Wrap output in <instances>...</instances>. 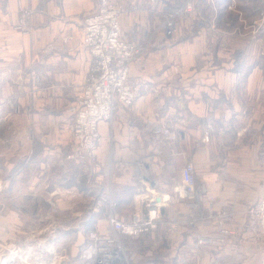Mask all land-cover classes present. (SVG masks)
Returning a JSON list of instances; mask_svg holds the SVG:
<instances>
[{"label": "crops", "instance_id": "crops-1", "mask_svg": "<svg viewBox=\"0 0 264 264\" xmlns=\"http://www.w3.org/2000/svg\"><path fill=\"white\" fill-rule=\"evenodd\" d=\"M116 1L129 7L122 20L125 38L147 40L149 50L130 73L135 104L130 110L119 108L112 124L101 123L98 148L86 171L63 165L70 150L62 147L64 130L51 136L49 147L41 132L11 133L6 126L61 122V110L88 73L91 60L79 31L85 17L99 9V0H0V259L7 248L20 247L27 260L19 264H77L87 233L108 230L110 203L118 219L129 220L140 189L171 193L186 163L196 166L201 155L210 161L202 142L207 132L212 140L218 126L233 123L242 124L238 138L254 139L257 131L264 137V0H195V10L178 20L181 34H189L176 38L158 30L163 3ZM182 3L176 0L173 6ZM21 9L35 12L24 27ZM66 35L72 41L63 50L43 51ZM17 89L31 94L29 101H21L29 115L12 112L8 99ZM155 124L171 126L177 139L169 143L155 135ZM234 148L243 159L259 150L249 144ZM214 178L204 184L207 196L221 181ZM174 204L164 216L177 220L176 230L160 227L138 239L124 238L133 264H210L217 256L223 264H264V236L258 229L254 233L248 216L237 218L247 228L237 254L227 248L209 251L197 246V236L216 232L222 203H212L215 217L199 228L187 225L190 203L175 199ZM54 219L48 227L46 222ZM32 234L43 240L32 244ZM74 240V249L69 248Z\"/></svg>", "mask_w": 264, "mask_h": 264}, {"label": "built area", "instance_id": "built-area-1", "mask_svg": "<svg viewBox=\"0 0 264 264\" xmlns=\"http://www.w3.org/2000/svg\"><path fill=\"white\" fill-rule=\"evenodd\" d=\"M183 3L174 7L176 0H151L152 3L164 4L163 21L158 30L168 34L174 27V20L179 16L195 10V0H182ZM127 14L125 6L114 7L108 0H101L96 15L87 20L84 27V38L87 52L92 59L90 75L87 80L88 89L85 99L80 98L78 107L86 106V110L75 119L74 137L80 149L75 160L83 159V155L92 158L98 146V125L113 123L118 105L130 110L135 104L136 94L129 81L132 66L140 63L149 50V42L130 45L128 40L122 39V20ZM71 36L64 37L63 43L71 40ZM135 63V64H134ZM84 103H81L82 101ZM152 131L172 143L177 134L168 124H155ZM209 135L205 134L202 142H207ZM197 168L193 162H188L181 170L180 179L174 184L172 192H164L149 186L140 189L135 196L134 212L129 220L118 219L114 213V205L109 204L107 217L108 230L105 232L91 231L79 249V264H133L131 254L124 243V238L138 239L144 235L167 227L170 230L178 228L176 219H167L164 210L172 208L174 200L190 203L195 209H201V204H212L213 196L205 195L201 198L196 185ZM109 199V198H107ZM194 211L186 220L190 228H196L197 223H204L212 218L211 211ZM250 217L258 221L259 231L264 236V198L250 210ZM221 220L216 235H198V247H216L221 252L227 248L233 254L239 252V245L224 227ZM27 260L23 257L20 247L9 248L0 260V264H18ZM212 264H223L220 258Z\"/></svg>", "mask_w": 264, "mask_h": 264}, {"label": "rangeland", "instance_id": "rangeland-1", "mask_svg": "<svg viewBox=\"0 0 264 264\" xmlns=\"http://www.w3.org/2000/svg\"><path fill=\"white\" fill-rule=\"evenodd\" d=\"M114 7L121 8L122 6H125L127 9V14L129 12V7L126 6L124 3H120L119 1L116 0H108ZM101 2V0H99ZM151 2V0H150ZM152 3V2H151ZM160 4V3H159ZM100 6V3H99ZM99 10V9H98ZM98 10L94 13H91L87 15L84 19V24L83 27L80 29V45L84 49V51L88 54L90 57V66L88 69L87 76L84 79L83 84L79 87V90L75 96V98L69 102V104L61 110V113L63 115V118L61 119L60 123H47V124H20V123H13L10 125L11 128L8 127L9 125L6 126V130L11 133L17 132L20 133L21 131H26L29 133V131L33 133H38L41 132V135H44L46 137V143L47 146L50 147L51 144L54 142L51 140V136H54L55 134H60L62 130H64L66 134L65 140H63L64 145H62L63 148L67 149L70 148V150L64 155V159L62 160L63 165H70L72 166H80L81 169L83 168L84 170L87 171L88 166V156L86 154L83 155V159L79 160L80 162H77L75 160V155L77 151L80 149L78 143L75 140L74 137V127H75V119H77L78 115L81 114L86 110V106H83L81 108L78 107V103L80 101V98L85 99V94L87 91V80L90 75L91 71V66H92V59L90 54L87 52V46L84 38V27L86 26V22L88 19H90L92 16L96 15ZM126 14V15H127ZM125 15V16H126ZM35 16V12L32 11L31 9H21L20 10V17H19V24L21 27H24L28 24L29 21ZM179 16L174 20V27L172 31L170 32V35L174 38H176L178 35H183L186 36L189 34V32L186 31V33L180 32V26H179V21H182V17ZM124 18V17H123ZM180 18V19H179ZM163 21V15L161 16V23ZM123 29V27H122ZM70 35H68L69 37ZM66 36L61 37V39H54L47 43L45 45V48L43 49L44 52L46 53H53L57 51H61L64 49L65 46L70 45L72 41V36L70 37L71 40H68V42L63 43V39ZM122 39L128 40L130 42V45L135 44L136 46L139 45V43H136L133 40H129L127 37L125 38V35L123 33ZM178 39V38H177ZM147 41V40H146ZM143 43V42H141ZM150 43V42H149ZM229 46V43L228 45ZM234 61V60H233ZM204 62V61H203ZM214 63V61H213ZM135 64V63H134ZM238 64L237 61H235V66ZM242 66V65H241ZM133 67V66H132ZM132 70V69H131ZM131 73V72H130ZM129 81L131 83V87L133 86L134 92L136 94V99H137V91L134 88V84L130 80V75H129ZM21 82V80H20ZM2 96V95H1ZM31 94L30 93H25L22 90H16V92L11 93L10 98L8 101L10 102V105L13 109L12 112H14L15 115H19L17 117H21L25 114L26 108L21 104V101H29L31 99ZM135 99V101H136ZM85 101L83 100L81 103H84ZM80 104V103H79ZM55 103L52 102L51 106H54ZM119 108H124L121 104L118 105L117 111ZM20 113V114H19ZM34 114V113H33ZM117 114V112H116ZM115 114V117H116ZM29 115V114H25ZM21 119V118H19ZM115 119V118H114ZM63 120V122H62ZM114 122V120H113ZM102 122L99 123L98 125V132H99V140H100V125ZM112 124V123H110ZM44 125V126H43ZM242 125V124H240ZM240 125H236L233 123H228V124H222L221 126H218L217 129L220 131L216 135V138H213L210 140V135L211 133H206L209 135V140L207 142H203V144H206L204 148L210 150L209 151V156H210V161L208 162L207 160V155H201L199 163L196 164L197 166V175H196V185L199 190L200 196L202 199H204L205 195L203 194L204 191V184L207 183L208 181H214V177H217L219 180L218 187H214L212 193L214 201V204H221V208L219 210L218 216H217V225H216V232L214 234L209 233V236L216 235L218 233V225L221 220L223 221V225L225 228L228 229L230 233V240H233V238L238 242L237 245H241L242 242V233L244 231V227L240 226L237 222V218L243 217V216H248L249 220L254 223L256 227V232L257 229L259 228L258 226V221L252 219L250 217V210L253 208L261 199L264 198V137L261 134V132L257 131L255 132L256 137L254 139H247L246 134H240L241 136L238 138L237 135V130L239 129ZM43 126V128H41ZM41 129H38V128ZM225 128H230L229 131H225ZM3 130V129H1ZM56 139V137H54ZM60 141V139H58ZM38 143V142H36ZM99 143V141H98ZM237 144L240 145H255L257 149V154L254 157H249V156H244V159H250L249 161L244 160L241 156H239L238 149L234 148ZM53 146V145H51ZM98 148V146H97ZM203 149V148H202ZM247 164H254V168H247ZM88 173V172H87ZM254 175V179L250 180V182H244L242 179H247L248 176ZM239 180V182H238ZM221 182V185H220ZM244 186V187H243ZM1 189V188H0ZM2 191V189L0 190ZM137 195V194H136ZM135 195V196H136ZM135 199V197H134ZM215 201H217L215 203ZM135 204V201H134ZM175 206V204L172 205V207ZM201 209H195V207L192 209L194 212L199 211V212H208L210 208H212L211 211H213L212 215L215 214V210H213V204H208V203H203L200 205ZM206 206V208H203ZM53 207L52 205H49V210H52ZM215 217V215H214ZM31 220H29L30 223ZM56 219L54 220H49L46 222V225L49 226H54L56 223ZM208 221V220H207ZM206 221V222H207ZM210 221V219H209ZM208 221V222H209ZM213 221V220H211ZM33 222L34 225L38 224L37 221H31ZM204 222V223H206ZM202 223V224H204ZM200 223H197V228H199ZM245 230L247 228L245 227ZM250 230V229H249ZM258 233H260L258 229ZM62 235H57L58 238H60ZM87 236V235H86ZM29 239L32 240V244H38L39 240L43 238L36 236V234H32L31 236L28 237ZM86 238V237H85ZM49 239H51L49 236L46 237V241L49 243ZM70 247L73 248L75 245V240L70 241ZM4 247H9L4 246ZM216 247H209V251H214ZM9 248L6 249V251L3 253V256L7 253ZM74 249V248H73ZM217 249V248H216ZM67 250V249H66ZM41 254V253H40ZM62 256V255H61ZM79 256V254H78ZM217 257L211 258L214 261H217ZM2 259V257H1ZM0 259V260H1ZM22 262V261H21ZM211 262V263H213ZM20 263V262H19ZM18 263V264H19ZM79 264V261L77 260L76 262ZM210 263V264H211Z\"/></svg>", "mask_w": 264, "mask_h": 264}]
</instances>
